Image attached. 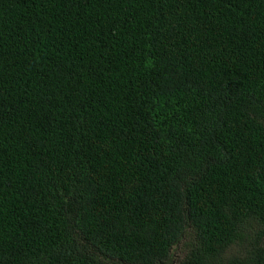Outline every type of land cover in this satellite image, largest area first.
Returning <instances> with one entry per match:
<instances>
[{
  "label": "trees",
  "instance_id": "1",
  "mask_svg": "<svg viewBox=\"0 0 264 264\" xmlns=\"http://www.w3.org/2000/svg\"><path fill=\"white\" fill-rule=\"evenodd\" d=\"M180 244L264 264V0H0V264Z\"/></svg>",
  "mask_w": 264,
  "mask_h": 264
},
{
  "label": "rangeland",
  "instance_id": "2",
  "mask_svg": "<svg viewBox=\"0 0 264 264\" xmlns=\"http://www.w3.org/2000/svg\"><path fill=\"white\" fill-rule=\"evenodd\" d=\"M240 249V246L237 245L235 247H231L225 254L224 257L228 258L230 257L232 254L236 253V250ZM173 257H172V263L173 264H177L179 263L180 260H183V258L185 257V249H183V246L177 245L175 247V249H173L172 251Z\"/></svg>",
  "mask_w": 264,
  "mask_h": 264
}]
</instances>
